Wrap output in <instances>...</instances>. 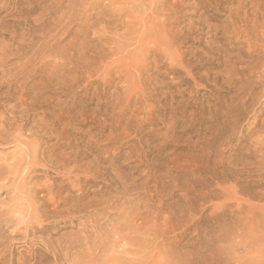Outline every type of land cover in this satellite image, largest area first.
I'll return each instance as SVG.
<instances>
[{
    "label": "rangeland",
    "instance_id": "1",
    "mask_svg": "<svg viewBox=\"0 0 264 264\" xmlns=\"http://www.w3.org/2000/svg\"><path fill=\"white\" fill-rule=\"evenodd\" d=\"M0 184V264H264V0H0Z\"/></svg>",
    "mask_w": 264,
    "mask_h": 264
},
{
    "label": "bare ground",
    "instance_id": "2",
    "mask_svg": "<svg viewBox=\"0 0 264 264\" xmlns=\"http://www.w3.org/2000/svg\"><path fill=\"white\" fill-rule=\"evenodd\" d=\"M7 124V123H6ZM12 129V128H11ZM36 149V148H35ZM22 154V153H21ZM24 166V165H23ZM15 172V171H14ZM4 176V175H3ZM23 179V178H22ZM1 185V184H0ZM2 190V189H1ZM25 193V192H24ZM24 197V196H23ZM27 199V198H26ZM52 199V198H51ZM54 199V198H53ZM17 202V201H16ZM49 202V201H48ZM31 204V203H30ZM25 206V205H24ZM9 207V206H8ZM21 207V206H20ZM26 207V206H25ZM15 210V209H14ZM2 212V211H1ZM4 212V211H3ZM8 214V213H6ZM31 214V213H30ZM14 215V214H13ZM30 217V216H29ZM89 247V246H88ZM59 259V258H58Z\"/></svg>",
    "mask_w": 264,
    "mask_h": 264
}]
</instances>
